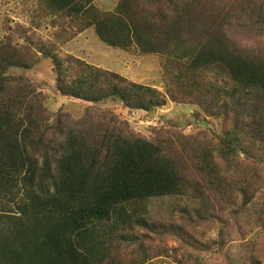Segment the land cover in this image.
I'll return each instance as SVG.
<instances>
[{
    "label": "trees",
    "instance_id": "trees-1",
    "mask_svg": "<svg viewBox=\"0 0 264 264\" xmlns=\"http://www.w3.org/2000/svg\"><path fill=\"white\" fill-rule=\"evenodd\" d=\"M40 1L45 13L61 15L79 32L94 28L109 46L168 56L185 81L179 87L225 127L219 144L184 152L131 131L114 114L47 138L35 105L25 113L22 94L13 103L0 98V264H126L114 257L129 231L153 227L147 219L153 199L205 198L207 191L223 193L229 180L244 194L242 211L254 210L261 220L260 175L250 166L253 150H264V42L242 41H264V0H118L108 11L92 0ZM47 56L64 96L90 103L113 98L146 112L167 103L157 88L74 55ZM17 59L14 49L0 52V94L10 70L26 66ZM165 228L152 230L174 233ZM141 250L129 264L147 263L148 251ZM242 264L264 262L252 256Z\"/></svg>",
    "mask_w": 264,
    "mask_h": 264
},
{
    "label": "rangeland",
    "instance_id": "rangeland-1",
    "mask_svg": "<svg viewBox=\"0 0 264 264\" xmlns=\"http://www.w3.org/2000/svg\"><path fill=\"white\" fill-rule=\"evenodd\" d=\"M92 1L107 11L114 10L118 3V0ZM43 9L40 0H0V52L14 49L17 60L26 65L10 70L8 74L12 77L5 83L7 91L0 98L13 103L22 94L25 113L29 105H35L41 130L47 138L64 137L70 124L86 123L89 119L109 121L115 117L148 139L172 142L180 152L191 145L201 149L204 143L211 147L219 144L224 121L209 116L198 105L196 96L179 87L185 81L177 79L178 64L168 56L142 53L137 47L124 50L109 46L94 28L79 32L61 15H50ZM244 40L242 43L253 47L264 42L254 37ZM48 51L63 58L74 55L130 81L155 87L167 98V103L146 112L127 108L113 98L90 103L64 96L57 88L54 63L47 56ZM253 151L250 170L254 172V167L260 175L255 186L257 209L263 212L260 221L254 217V210L250 214L242 211L244 194L235 180L225 184L223 193L207 191L205 198L187 195L156 198L148 208L152 216L149 219L147 215L148 221L154 224L152 228L165 230L166 226L174 233L161 235L150 227L138 226L128 232L114 258L129 264L142 255L143 247L148 251L146 264H242L252 256L264 262V227L261 226L264 224V162L259 161L264 150ZM214 155L217 161H223L217 152ZM240 157L242 162L246 158L243 152ZM132 237L135 239L130 240Z\"/></svg>",
    "mask_w": 264,
    "mask_h": 264
}]
</instances>
